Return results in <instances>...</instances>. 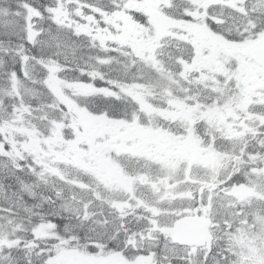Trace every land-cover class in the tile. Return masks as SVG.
Masks as SVG:
<instances>
[{"label": "snow or ice", "instance_id": "1", "mask_svg": "<svg viewBox=\"0 0 264 264\" xmlns=\"http://www.w3.org/2000/svg\"><path fill=\"white\" fill-rule=\"evenodd\" d=\"M0 264H264V0H0Z\"/></svg>", "mask_w": 264, "mask_h": 264}]
</instances>
